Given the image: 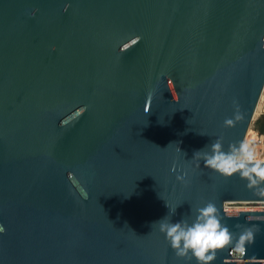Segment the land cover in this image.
I'll return each mask as SVG.
<instances>
[{"label":"water","instance_id":"1","mask_svg":"<svg viewBox=\"0 0 264 264\" xmlns=\"http://www.w3.org/2000/svg\"><path fill=\"white\" fill-rule=\"evenodd\" d=\"M263 89L264 0H0V264H196L153 224L207 202L210 264H264V212L224 210L264 196L193 158Z\"/></svg>","mask_w":264,"mask_h":264},{"label":"clouds","instance_id":"2","mask_svg":"<svg viewBox=\"0 0 264 264\" xmlns=\"http://www.w3.org/2000/svg\"><path fill=\"white\" fill-rule=\"evenodd\" d=\"M240 118L237 114L234 118L225 119L223 126L233 127ZM193 158L202 160L205 168L223 178L229 179L238 174L248 182L249 188L257 189L258 194L264 196V160L257 159L255 147L247 141L230 144L225 150L223 138L220 137L204 149L196 151ZM177 179L183 181L184 176H178ZM166 207L169 209L168 215L153 225L159 226L160 233L164 235L178 259L194 260L196 264H210L217 250L233 242V234L221 223L214 203L207 202L196 208L191 222L184 217L172 222L171 218L177 208L170 209L167 203ZM192 211L191 209V213ZM2 231L3 228L0 227V232ZM253 237L252 229L244 230L235 240L236 247L242 250Z\"/></svg>","mask_w":264,"mask_h":264},{"label":"built area","instance_id":"3","mask_svg":"<svg viewBox=\"0 0 264 264\" xmlns=\"http://www.w3.org/2000/svg\"><path fill=\"white\" fill-rule=\"evenodd\" d=\"M254 132V131H253ZM256 133V132H254ZM257 136L262 137V141L260 144L259 149L256 151L257 159L264 160V134L256 133ZM232 205L233 208H229L228 206ZM224 210L226 211H237V212H264V202H253V203H238V204H232V203H225L224 204Z\"/></svg>","mask_w":264,"mask_h":264},{"label":"rangeland","instance_id":"4","mask_svg":"<svg viewBox=\"0 0 264 264\" xmlns=\"http://www.w3.org/2000/svg\"><path fill=\"white\" fill-rule=\"evenodd\" d=\"M264 112V89H263V92H262V94H261V97H260V100H259V103H258V105H257V109H256V111H255V114H254V117H253V122H251V124H250V128H249V130H251L252 131V123H254L255 122V120L259 117V115L261 114V113H263ZM255 136H257V135H255ZM257 139V140H256ZM261 141H262V137L261 136H257V137H255V139H254V137H252V141H250L249 142V144L250 145H252V146H254L255 147V149H256V151L259 149V147H260V144H261ZM257 142V143H256ZM260 142V143H259ZM259 145V146H258ZM232 204H238V203H232ZM229 208H233V206L232 205H229L228 206Z\"/></svg>","mask_w":264,"mask_h":264},{"label":"trees","instance_id":"5","mask_svg":"<svg viewBox=\"0 0 264 264\" xmlns=\"http://www.w3.org/2000/svg\"><path fill=\"white\" fill-rule=\"evenodd\" d=\"M252 131L264 134V112L259 115L254 123H252Z\"/></svg>","mask_w":264,"mask_h":264},{"label":"bare ground","instance_id":"6","mask_svg":"<svg viewBox=\"0 0 264 264\" xmlns=\"http://www.w3.org/2000/svg\"><path fill=\"white\" fill-rule=\"evenodd\" d=\"M256 135V133H254L253 131H251V130H248L247 131V133H246V135H245V138H244V141H247L248 143L250 142V141H252V137H254V139H255V137H257V136H255ZM257 140V139H256ZM257 143V142H256ZM260 143V142H259ZM259 146V145H258ZM233 203H238V202H233Z\"/></svg>","mask_w":264,"mask_h":264}]
</instances>
